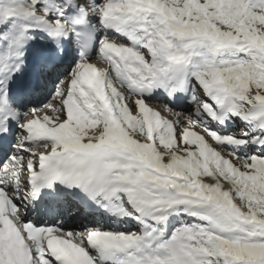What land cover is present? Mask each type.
I'll use <instances>...</instances> for the list:
<instances>
[{
    "label": "snow or ice",
    "instance_id": "obj_1",
    "mask_svg": "<svg viewBox=\"0 0 264 264\" xmlns=\"http://www.w3.org/2000/svg\"><path fill=\"white\" fill-rule=\"evenodd\" d=\"M0 264H264V0H0Z\"/></svg>",
    "mask_w": 264,
    "mask_h": 264
}]
</instances>
